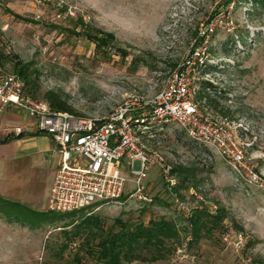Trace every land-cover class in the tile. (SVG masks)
Masks as SVG:
<instances>
[{
	"label": "rangeland",
	"instance_id": "1",
	"mask_svg": "<svg viewBox=\"0 0 264 264\" xmlns=\"http://www.w3.org/2000/svg\"><path fill=\"white\" fill-rule=\"evenodd\" d=\"M79 16L103 36L112 34V41L97 47L80 29L70 30V18ZM196 50L206 53L211 69L201 76L215 86L209 95L217 102L206 106L201 100L200 107L226 118L264 179V6L249 0H0V51L6 56L1 69L14 73L16 59L28 64L38 81L36 98L53 90L84 118H101L130 97H153ZM8 113L16 124L32 121ZM156 133L150 144L171 166H187L189 181L174 174L170 190L157 169L148 171L141 193L147 200L127 196L91 210L103 228L119 230L117 220L130 228L151 218L175 222L178 239L169 241V251L136 264H264V189L244 184L217 153L191 141L178 126ZM35 137L37 144L20 145L26 136L0 143V264H70L79 247L70 249L65 232L74 227L63 225L81 217L47 209L60 156L50 155L53 143L46 134ZM46 147L41 158L39 149ZM136 169L138 159L122 171L128 180L123 196L136 189L130 172ZM174 194L192 211L223 207L227 216L222 224L202 227L195 239ZM227 229L246 237L238 254L223 248ZM85 237L81 232L80 241ZM93 262L84 255L80 264Z\"/></svg>",
	"mask_w": 264,
	"mask_h": 264
},
{
	"label": "built area",
	"instance_id": "2",
	"mask_svg": "<svg viewBox=\"0 0 264 264\" xmlns=\"http://www.w3.org/2000/svg\"><path fill=\"white\" fill-rule=\"evenodd\" d=\"M206 28L207 25L203 27ZM200 53L194 51L191 60L187 58L177 65L153 97H130L97 119L52 108L46 100L26 93L19 76L0 68V120L8 110L32 119L29 123L2 124L0 139L22 133L46 134L53 143L50 155L60 156L49 190L48 210L69 213L119 203L128 181L122 171L127 167L131 169L134 159L139 160V169L130 170L135 176L136 189L128 196L138 195L147 200L146 196H141L146 173L156 169L171 190L176 186L172 166L150 144L156 132L169 124L178 126L186 136L212 149L244 184L264 189L261 172L250 163L226 118L216 117L208 107H200L199 81L203 79L201 75L207 74L201 70L207 65L206 53ZM174 203L184 216H190L191 208L175 194ZM221 242L224 250L238 254L247 240L241 231L226 230ZM69 245L76 250L78 243L71 241Z\"/></svg>",
	"mask_w": 264,
	"mask_h": 264
},
{
	"label": "trees",
	"instance_id": "3",
	"mask_svg": "<svg viewBox=\"0 0 264 264\" xmlns=\"http://www.w3.org/2000/svg\"><path fill=\"white\" fill-rule=\"evenodd\" d=\"M249 1L253 2L254 4L264 6V0ZM70 19L72 28L69 29L72 31H76L77 28L80 29L81 35L91 41H94L97 47H100L101 44L108 45V42L112 41L113 39L112 34L107 33L103 36L100 31L85 23L83 17L81 16L77 17L75 20L73 18ZM74 21L75 23H72ZM4 60H6V56L0 51V68H2L1 65L3 64ZM210 69L211 66L205 65L201 70L202 73H208V70ZM13 71L14 74L19 76V78L24 82V91L35 97L34 91L35 89L39 88L38 81L36 80V74L34 77H32V74L35 73V70L29 68L28 64L16 59L14 61ZM211 91H215V86L207 81H204V79H201L199 81L197 99L200 101H206V106L213 104V102L214 104H217L216 100L211 98L209 95ZM42 98L46 100L52 108L61 112L73 114L71 112V108L66 104V101L61 94L53 90H46L43 92ZM38 134L41 133L35 132L31 135L35 136ZM24 136L25 134L23 133L17 137L7 136L1 139L0 143L7 142L12 139H21ZM189 139L194 143L199 144L191 138ZM199 145L203 146L202 144ZM171 172L181 176L183 181H189L190 179V169L187 166H172ZM127 196L128 195L122 196L121 199H124ZM91 210H94V208L88 207L69 213H60V216L78 214V216L81 217L79 222L71 220L70 223L63 225V228L68 226L74 227V231H66L65 233L70 241L76 240L79 244V247L74 253L70 264H80L84 255L92 257L94 259L93 264H136V262L140 260L144 261L146 259L153 261L161 257L164 251H169L167 248L169 241H175L178 239L176 224L172 220L170 221L164 218L156 220L151 218L147 224L140 222L134 225L132 228L117 220V222L120 223L121 228L119 230L113 231L111 229L105 230L99 215H97V212H92ZM226 216L227 214L223 207H218L213 212L205 207H197L193 209L188 218L193 237L195 239H199L201 237L200 231L202 227H205L209 222H213L214 225L222 224ZM15 218L20 220L18 216ZM237 229L241 228L238 227ZM225 231L226 230L223 232ZM81 232H84L86 235L83 242L79 239ZM94 240H96V242H93ZM63 247L65 248V245ZM145 255H148L149 257L147 258Z\"/></svg>",
	"mask_w": 264,
	"mask_h": 264
},
{
	"label": "crops",
	"instance_id": "4",
	"mask_svg": "<svg viewBox=\"0 0 264 264\" xmlns=\"http://www.w3.org/2000/svg\"><path fill=\"white\" fill-rule=\"evenodd\" d=\"M9 110L2 116V118H1V120H0V126H2V124H12V123H14V122H16V120L14 119V116H12V115H10L9 113ZM14 124H16V123H14ZM32 133H29V134H26L25 136H26V138H27V136H30ZM24 136V137H25ZM23 138V137H22ZM25 138V140H23V142H21V141H19L18 143H21L20 145H22V144H27V143H29V141H32L33 143H35V144H37L36 143V141H38L37 140V138L38 137H35V136H31V137H28L27 139ZM1 140V139H0ZM49 149L50 148H48V147H46L45 149H42V148H40L39 150H40V153L42 154L41 155V158H43V156H46V154L49 152ZM43 150V151H42ZM45 153V154H44Z\"/></svg>",
	"mask_w": 264,
	"mask_h": 264
}]
</instances>
